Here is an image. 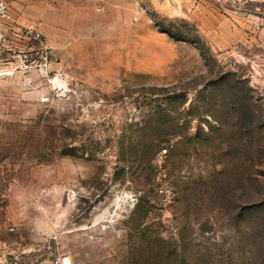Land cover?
I'll return each mask as SVG.
<instances>
[{
    "label": "rangeland",
    "instance_id": "374dc122",
    "mask_svg": "<svg viewBox=\"0 0 264 264\" xmlns=\"http://www.w3.org/2000/svg\"><path fill=\"white\" fill-rule=\"evenodd\" d=\"M4 2L0 264H264V0Z\"/></svg>",
    "mask_w": 264,
    "mask_h": 264
},
{
    "label": "built area",
    "instance_id": "2783aa9c",
    "mask_svg": "<svg viewBox=\"0 0 264 264\" xmlns=\"http://www.w3.org/2000/svg\"><path fill=\"white\" fill-rule=\"evenodd\" d=\"M7 15V9H6V4L4 0H0V20L4 18ZM54 264H61L59 263V260L55 259L53 261ZM7 264H29L28 262L21 260L17 257L11 258Z\"/></svg>",
    "mask_w": 264,
    "mask_h": 264
},
{
    "label": "trees",
    "instance_id": "16d2710c",
    "mask_svg": "<svg viewBox=\"0 0 264 264\" xmlns=\"http://www.w3.org/2000/svg\"><path fill=\"white\" fill-rule=\"evenodd\" d=\"M164 31H166L171 37H173L175 39H178L179 38V36L176 35L175 33H173L171 30H164Z\"/></svg>",
    "mask_w": 264,
    "mask_h": 264
},
{
    "label": "bare ground",
    "instance_id": "6f19581e",
    "mask_svg": "<svg viewBox=\"0 0 264 264\" xmlns=\"http://www.w3.org/2000/svg\"><path fill=\"white\" fill-rule=\"evenodd\" d=\"M65 260H66V258H65Z\"/></svg>",
    "mask_w": 264,
    "mask_h": 264
}]
</instances>
